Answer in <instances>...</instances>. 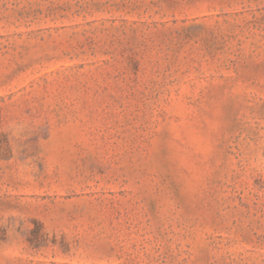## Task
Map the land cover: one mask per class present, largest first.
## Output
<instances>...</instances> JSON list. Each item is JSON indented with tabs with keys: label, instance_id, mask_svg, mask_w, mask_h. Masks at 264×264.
Here are the masks:
<instances>
[{
	"label": "rangeland",
	"instance_id": "1",
	"mask_svg": "<svg viewBox=\"0 0 264 264\" xmlns=\"http://www.w3.org/2000/svg\"><path fill=\"white\" fill-rule=\"evenodd\" d=\"M0 264H264V0H0Z\"/></svg>",
	"mask_w": 264,
	"mask_h": 264
}]
</instances>
